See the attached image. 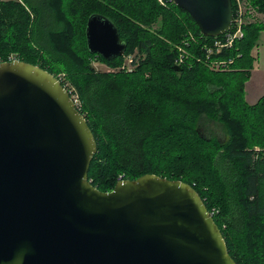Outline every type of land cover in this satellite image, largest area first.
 Instances as JSON below:
<instances>
[{"label": "trees", "instance_id": "16d2710c", "mask_svg": "<svg viewBox=\"0 0 264 264\" xmlns=\"http://www.w3.org/2000/svg\"><path fill=\"white\" fill-rule=\"evenodd\" d=\"M247 2L264 14V0ZM94 15L117 27L123 57L107 61L90 52L86 30ZM242 32L218 51L215 43L227 34L204 36L172 0H0V63L38 66L78 92L98 146L92 185L111 192L144 175L187 183L235 262L264 264V96L255 105L245 100L264 22ZM132 55L133 69H122ZM94 61L113 71L97 70ZM205 118L220 125L225 140L203 134Z\"/></svg>", "mask_w": 264, "mask_h": 264}, {"label": "water", "instance_id": "95a60500", "mask_svg": "<svg viewBox=\"0 0 264 264\" xmlns=\"http://www.w3.org/2000/svg\"><path fill=\"white\" fill-rule=\"evenodd\" d=\"M172 1L206 37L233 27L232 0ZM86 36L107 61L126 53L105 17L92 16ZM97 151L58 78L0 63V264H237L191 185L144 175L99 191L89 180Z\"/></svg>", "mask_w": 264, "mask_h": 264}, {"label": "rangeland", "instance_id": "374dc122", "mask_svg": "<svg viewBox=\"0 0 264 264\" xmlns=\"http://www.w3.org/2000/svg\"><path fill=\"white\" fill-rule=\"evenodd\" d=\"M159 1H161V0H159ZM237 10H238V7H237ZM243 13H244V15L242 18L243 19L242 27H244L247 23L256 22V21H263L261 19H264V17H263L264 14H260L256 9H254L247 2V0H245V2H243ZM238 27H239V25L235 26L234 31L236 29H238ZM254 53H255V55H254ZM253 56L255 57L254 68L251 70V76H250L249 81H247L245 84V100L249 105L257 104L259 102V100L264 96V90H261L260 92H258V84L261 81H263V78L261 75H264V74L261 73L257 76V74L259 73L257 71H259V70L261 72L264 71V32L261 34L260 39L257 43V46L255 47V49L253 51ZM133 60H134V55L127 57L121 68L127 69L128 71H131L133 69ZM93 66L96 67V69L99 71H105V72L113 71L107 65L101 64L99 62L94 61ZM211 67L214 69H217V70L226 69L224 62H220V63L218 62L217 64H216V62L211 63ZM121 68H119V69H121ZM60 77L62 78L63 81L64 80L66 81L65 74H61ZM249 82L252 84L249 87V97L247 99L246 87H247ZM66 86L69 89V93L71 95V98L77 100L76 105L77 106H78V104L80 105V97L78 95V92L77 91L75 92V87L73 85H70V83H68V82L66 83ZM259 95H261V96L258 98ZM201 127L203 128L202 132L205 136H215V137L219 138L220 140L226 139V134H225L224 130H222V128L220 127V125L218 123L208 121L205 118V121L202 123Z\"/></svg>", "mask_w": 264, "mask_h": 264}, {"label": "built area", "instance_id": "2783aa9c", "mask_svg": "<svg viewBox=\"0 0 264 264\" xmlns=\"http://www.w3.org/2000/svg\"><path fill=\"white\" fill-rule=\"evenodd\" d=\"M236 4L238 7L237 10V19H235V15H234V22H236V26L239 25L238 29H236L235 31L231 32L232 29L230 30V32L226 33L227 37L225 39V41H217L215 43V46L218 48V51H220L221 49L225 48V47H230L233 44V41L239 37L243 36V32H242V25H243V2L242 0H236ZM234 25V24H233ZM76 103L77 100L73 99Z\"/></svg>", "mask_w": 264, "mask_h": 264}, {"label": "crops", "instance_id": "0c3cea01", "mask_svg": "<svg viewBox=\"0 0 264 264\" xmlns=\"http://www.w3.org/2000/svg\"><path fill=\"white\" fill-rule=\"evenodd\" d=\"M263 17H264V15H263ZM261 20H263L264 21V19H261ZM254 55H255V53H254ZM259 68V67H258ZM260 69V68H259ZM258 69V70H259ZM257 72H259L258 74H257V76L259 75V74H264V71L263 72H261L260 70L259 71H257ZM262 76V78H263V81H261L259 84H258V92H260L261 90H264V75H261ZM251 84L252 83H248V85H247V87H246V94H247V99H248V97H249V87L251 86ZM262 95V94H261ZM261 95H259L258 96V98L261 96ZM256 99V98H255Z\"/></svg>", "mask_w": 264, "mask_h": 264}]
</instances>
